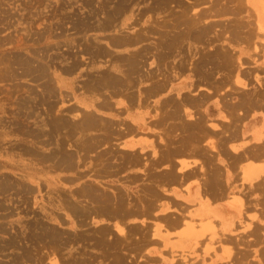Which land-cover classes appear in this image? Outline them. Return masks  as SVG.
<instances>
[{"label":"crops","instance_id":"obj_1","mask_svg":"<svg viewBox=\"0 0 264 264\" xmlns=\"http://www.w3.org/2000/svg\"><path fill=\"white\" fill-rule=\"evenodd\" d=\"M227 10L201 26L216 25L214 52L233 62L222 71L228 90L203 77L202 66H190L191 56L202 61L211 52L207 38L185 40L183 57L168 48L166 59L162 50L142 58L169 63L141 73L149 84L104 89L80 72L55 77L59 85L70 81L66 108H75L73 124L86 125L76 141H87L93 162L81 172L90 175L88 184L115 192L112 201H125L126 214L110 220L119 222L120 238L135 244L137 264H257L264 249V213L256 210L264 201V0H234ZM148 26L136 23L134 33H120L109 46L125 53V42L144 46ZM80 111L85 123L74 116ZM248 166L258 169L250 179Z\"/></svg>","mask_w":264,"mask_h":264},{"label":"rangeland","instance_id":"obj_2","mask_svg":"<svg viewBox=\"0 0 264 264\" xmlns=\"http://www.w3.org/2000/svg\"><path fill=\"white\" fill-rule=\"evenodd\" d=\"M233 3L0 0V264H137L135 244L120 238L119 222L99 213L121 202L124 208L125 201H111L115 192L88 184L90 175L81 172L93 160L86 157L87 141H76L83 128L72 122L74 109L66 108L70 81L59 85L55 77L73 79L80 72L82 80L104 89L149 84L150 79L141 82V73L155 64L167 70L169 63L142 58L162 50L166 59L168 48L183 57L185 40L207 38L211 52L202 61L191 56L190 66H202L203 77L228 90L222 71L233 62L214 52L216 25L201 24ZM138 22L152 28L143 30L144 46L133 41L127 53L111 49L109 40L134 33L130 28ZM74 100L86 104L78 96ZM74 116L87 117L82 111ZM78 150L84 157L74 162ZM57 165L63 174L56 172ZM260 202L256 210L263 213ZM256 253L257 264H264V249Z\"/></svg>","mask_w":264,"mask_h":264},{"label":"bare ground","instance_id":"obj_3","mask_svg":"<svg viewBox=\"0 0 264 264\" xmlns=\"http://www.w3.org/2000/svg\"><path fill=\"white\" fill-rule=\"evenodd\" d=\"M238 2V1H237ZM121 6V5H120ZM119 8V7H118ZM126 9H127V7H126ZM110 13V12H109ZM192 28V27H191ZM193 29V28H192ZM201 41H202V39H201ZM111 43V42H110ZM202 43V42H201ZM124 44H128V43H124ZM116 47V46H115ZM207 48V47H206ZM210 48V47H209ZM208 48V49H209ZM203 51V50H202ZM136 54V53H135ZM134 54V55H135ZM121 58V57H120ZM136 58V57H135ZM134 57H133V60L135 59ZM122 59H126V56H125V58L123 57ZM227 59H229V58H227ZM127 61H128V58L126 59ZM125 60V61H126ZM132 60V61H133ZM120 61V60H119ZM124 61V60H123ZM122 61V62H123ZM124 61V62H125ZM131 60L129 59V62H130ZM135 61V60H134ZM133 61V62H134ZM138 60H136V62H137ZM132 62V63H133ZM229 62V61H228ZM127 64V63H126ZM125 64V65H126ZM129 64V63H128ZM133 64H135V63H133ZM137 64V63H136ZM136 64L134 65V66H136ZM138 65V64H137ZM134 68H136V67H134ZM237 68V67H236ZM127 69V68H126ZM129 69V68H128ZM190 69V68H189ZM130 70V72H131V70L132 69H129ZM134 70H136V69H134ZM163 71V70H162ZM132 73V72H131ZM134 73V72H133ZM235 73V72H234ZM244 75V74H243ZM110 76H111V74H110ZM113 76V75H112ZM119 77V76H118ZM204 77H206V76H204ZM115 78V77H114ZM113 77H112V79H114ZM126 78H128V77H126ZM130 79H131V77H129ZM111 79V80H112ZM119 79V78H118ZM122 79V78H121ZM211 79V78H210ZM234 79H236V78H234ZM127 80V79H126ZM129 80V79H128ZM127 80V81H128ZM164 80V79H163ZM95 81H97V80H95ZM115 82H117V79L116 80H114ZM123 81H125V80H123ZM131 80H129V82H130ZM236 81V80H235ZM98 82V81H97ZM104 82V81H103ZM118 82H119V80H118ZM117 82V83H118ZM122 82V81H121ZM126 82V81H125ZM134 82V81H133ZM217 82V81H216ZM125 84V83H124ZM126 84H128L129 85V83L127 82ZM198 86V85H197ZM204 86V85H203ZM94 87V86H93ZM108 87V86H107ZM111 87V86H110ZM114 87V86H113ZM166 87V86H165ZM225 87V86H224ZM230 87V86H229ZM115 88V87H114ZM97 89V88H96ZM217 89V88H216ZM231 90V89H230ZM241 101V100H240ZM75 109V108H74ZM77 112V111H76ZM69 113H70V111H69ZM80 114V113H79ZM73 116V115H72ZM80 119H81V121H79L80 123L81 122H83L84 120L83 119H85L84 117H80ZM100 119V118H99ZM161 119V118H160ZM86 121H87V119H86ZM163 121V120H162ZM83 123H85V122H83ZM86 125H84V124H82L81 123V127L83 128V127H85ZM114 128V127H113ZM123 130V129H122ZM163 131H164V129H163ZM162 131V132H163ZM105 133V132H104ZM124 133V132H123ZM171 133V132H170ZM84 136L85 135H83V138H84ZM82 138V139H83ZM162 138V137H161ZM212 138V137H211ZM89 139V138H88ZM168 139V138H167ZM169 141V140H168ZM211 141V140H210ZM92 142V141H91ZM105 143V142H104ZM208 143H210V142H208ZM224 143H225V141H224ZM223 144V143H222ZM225 145V144H224ZM234 145V144H233ZM260 145V144H259ZM187 146V145H186ZM230 146V145H229ZM235 146V145H234ZM215 147V146H214ZM226 147H227V145H226ZM233 147V146H232ZM233 149H234V147H233ZM250 149V148H249ZM216 150H217V147H216ZM242 150V149H241ZM248 151V150H247ZM253 151V150H252ZM257 153V152H256ZM233 157V156H232ZM254 159V158H253ZM209 160V159H208ZM258 160H260V159H258ZM263 160V159H262ZM251 161V160H250ZM258 162V161H257ZM256 162V163H257ZM262 162V161H261ZM251 164V163H250ZM187 165V164H186ZM243 165V164H242ZM242 165H241V167H242ZM239 166V165H238ZM247 166V165H246ZM260 166V165H259ZM249 167V166H248ZM246 168V169H243L244 170V172H247V174H248V177H249V179L250 178H253L254 176H256V174H257V170H256V168H253V167H249V168ZM233 168V167H232ZM251 168H253V169H251ZM181 169V168H180ZM243 170H242V172H243ZM233 172H234V170H233ZM238 172H240V170L238 171ZM107 173V172H106ZM235 173V172H234ZM237 173V172H236ZM237 175V174H236ZM253 175V176H252ZM196 176V175H195ZM202 176V175H201ZM239 177V176H238ZM242 177V176H241ZM243 180H244V178H243ZM254 180V179H253ZM257 183V182H256ZM261 184V183H260ZM256 187V186H255ZM258 187V186H257ZM256 189V188H255ZM258 189V188H257ZM253 191V190H252ZM257 191V190H256ZM95 192V191H94ZM83 193V192H82ZM89 193V192H88ZM86 194V193H85ZM101 198V197H100ZM99 198V199H100ZM117 198V197H116ZM229 198V197H228ZM111 199V198H110ZM109 199V200H110ZM97 200V199H96ZM113 200V199H112ZM111 200V201H112ZM117 200V199H116ZM100 201V200H99ZM98 201V202H99ZM104 202H106V201H104ZM128 202V201H127ZM116 203V202H115ZM122 203H124V202H121V203H119L118 205H117V207H115L113 210L112 209H108V210H101V211H99V213H101L102 215H104V216H108V217H119L120 215H124V214H126V210L123 208V204ZM255 203V202H254ZM239 205L241 206V209H242V212L244 211H247V205L243 202V204L240 202L239 203ZM258 208V207H257ZM261 208V207H260ZM256 209V208H255ZM263 209V208H262ZM75 212H77L78 214H79V212L77 211V209L75 208V210H74ZM257 213V212H256ZM260 213V212H259ZM264 213V212H263ZM96 214V212L94 213V215ZM92 215V214H91ZM97 215H98V213H97ZM100 216V215H99ZM96 217V216H95ZM89 218H91V217H89ZM98 218V217H97ZM177 218V217H176ZM258 219L255 215L254 216H252V219ZM115 220V219H114ZM243 220V219H242ZM264 221V220H263ZM239 222V221H238ZM244 222V221H243ZM246 225H245V229L246 228H250L251 230H252V232H253V229H254V227L253 226H251V224H247V223H245ZM107 225V224H106ZM242 226H243V224H242ZM215 227V226H214ZM249 229V230H250ZM164 232V231H163ZM251 232V231H250ZM246 233H249V232H246ZM262 234V233H261ZM239 235V234H238ZM240 235H242V234H240ZM244 235V234H243ZM123 236V235H122ZM257 237H258V235H256ZM228 238V237H227ZM241 238H242V236H241ZM253 238V237H252ZM232 240V239H231ZM244 240V239H243ZM250 240V239H249ZM226 241V240H225ZM206 243V242H205ZM228 243V242H227ZM231 244V243H230ZM238 244V243H237ZM217 249V248H216ZM244 249V248H243ZM246 256V255H245ZM244 256V257H245ZM244 257H242V258H244ZM246 259V258H245ZM262 259V258H261ZM239 261H240V259H239ZM238 262V261H237ZM236 262V263H237ZM230 264V263H229Z\"/></svg>","mask_w":264,"mask_h":264}]
</instances>
